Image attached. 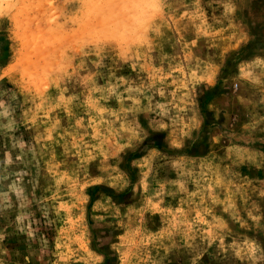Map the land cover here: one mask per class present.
<instances>
[{
	"label": "rangeland",
	"instance_id": "obj_1",
	"mask_svg": "<svg viewBox=\"0 0 264 264\" xmlns=\"http://www.w3.org/2000/svg\"><path fill=\"white\" fill-rule=\"evenodd\" d=\"M1 151L0 264H264V0H0Z\"/></svg>",
	"mask_w": 264,
	"mask_h": 264
},
{
	"label": "crops",
	"instance_id": "obj_2",
	"mask_svg": "<svg viewBox=\"0 0 264 264\" xmlns=\"http://www.w3.org/2000/svg\"><path fill=\"white\" fill-rule=\"evenodd\" d=\"M5 67H6V65H5ZM0 157H2V158H4L5 159V157H6V154H5V152L4 151H1V156ZM2 243V242H1ZM3 245V244H2ZM4 247H5V249H6V243H4ZM11 248V247H10ZM14 253V256H13V259L12 260H10V264H18V259H16L15 257H17L18 255H17V253L14 251L13 252ZM25 259V262H24V264H31V261H29V259L27 258V257H25L24 258ZM9 264V263H8Z\"/></svg>",
	"mask_w": 264,
	"mask_h": 264
}]
</instances>
